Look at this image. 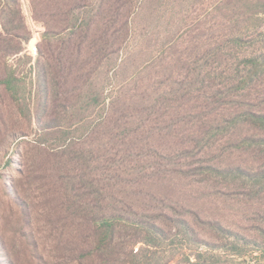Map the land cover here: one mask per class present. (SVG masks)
<instances>
[{"label":"trees","instance_id":"trees-1","mask_svg":"<svg viewBox=\"0 0 264 264\" xmlns=\"http://www.w3.org/2000/svg\"><path fill=\"white\" fill-rule=\"evenodd\" d=\"M29 2L31 18L43 28L35 57L27 52L26 45L33 32L22 0H0V96L5 94L19 115L34 124L42 143L50 137L55 139L63 186L74 213L90 224L93 236V248L84 256L93 255L97 264H170L172 248L181 241L182 248L191 250L182 253L188 264H216L218 253L207 256V251L199 248L220 249L227 245H212L202 238L197 226L176 213L174 207L145 204L127 191L135 183L122 157L141 145L134 144L135 139L128 143L123 139L122 143L120 129L128 130L133 125L137 133L146 122L143 112L155 114L165 104L171 107L177 102L184 109L193 85L204 80L200 59L212 62L208 56H219L230 44L246 46L247 28L254 30L250 33L251 42L264 36V31H255L264 25V0H242L237 7L230 8L233 13L243 15V27L236 24L237 31L225 34V39L213 37L211 41H216V45H211L209 52L194 63L185 62L182 67L187 71L185 77L174 80L179 88L167 85L165 92L157 75L148 77L145 90L135 86L162 59L165 44L173 47L172 22L166 23L165 43L161 44L160 39L154 43L156 46L160 41L158 55L134 68L137 59L128 50L132 38L152 42L151 33L160 32L165 13L175 9L178 0ZM180 2L185 6L190 0ZM224 3L219 0L216 6ZM243 61L248 72L237 85L239 89L263 74L264 53L244 54ZM127 65L131 68L130 75L123 76ZM238 123L264 129V113L243 111L230 119L228 127ZM209 127L201 146H211L217 132L222 131L213 124ZM245 145H256L264 153V135L246 137L238 143L239 147ZM206 169L228 179L249 182L258 196L264 195V163L257 171L241 166L210 165ZM101 170L111 171V183L104 184L97 176ZM211 225L216 232L232 234L217 222ZM258 234L256 240L235 234L236 239L228 244L238 255L244 254V245L254 246L251 250L256 253L257 263L264 264V226Z\"/></svg>","mask_w":264,"mask_h":264},{"label":"rangeland","instance_id":"rangeland-1","mask_svg":"<svg viewBox=\"0 0 264 264\" xmlns=\"http://www.w3.org/2000/svg\"><path fill=\"white\" fill-rule=\"evenodd\" d=\"M178 1L175 9L165 13L160 32L151 33L152 42L135 38L130 41L128 53L137 59L135 68L152 55H158L160 41L165 43L166 23L170 21L174 26L173 47L165 44L160 54L162 59L148 70L150 73L146 71L140 77L142 82L136 89L145 90L148 77L156 75L164 92L167 85L179 88L174 80L185 77L187 71L182 68L185 62L194 63L209 52L211 45H216V41H211L213 37L222 39L225 34L237 31L236 24L243 27V15L230 10L242 0H224L226 3L218 6L219 0H190L185 6ZM22 4L33 32L26 45L27 52L35 57L43 28L31 18L29 0H22ZM253 31L246 29L249 35L246 46L230 44L219 56H208L212 62L200 59L204 80L193 85L184 109L177 102L171 107L165 104L155 114L143 112L146 122L137 133L133 125L128 130L120 129L122 143L123 139L127 143L135 139L134 144L143 147L121 156L135 183L127 191L145 204L164 203L174 207L176 213L197 226L202 238L212 245H227L220 249L199 248L207 251V256L218 253L216 264H259L251 250L254 246L244 245V254L238 255L228 243L236 239L235 234L257 239L259 228L264 226V195L258 196L249 182L228 179L206 169L210 165L241 166L257 171L263 166L261 148L239 147L238 143L250 136L263 137L264 129L249 123L228 127L230 119L243 111L264 113V72L244 88L237 87L248 72L244 54L264 53V36L251 42ZM255 31L263 32L264 25ZM156 39L160 41L155 46ZM221 39L217 41L221 43ZM130 72L128 67L122 75L128 76ZM211 124L222 131L217 132L211 146H201ZM42 142L34 124L19 115L5 94L0 96V264H97L93 255L84 256L93 248V236L90 224L74 213L63 186L59 147L51 137ZM105 171L101 170L97 176L104 184L111 183L112 173ZM215 222L232 234L216 232L211 225ZM188 249L182 248L179 241L172 248L170 264H188L182 255L191 251Z\"/></svg>","mask_w":264,"mask_h":264}]
</instances>
